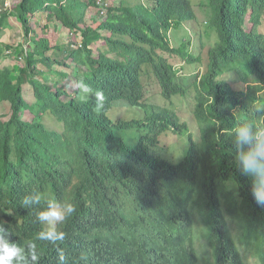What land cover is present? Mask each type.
I'll return each instance as SVG.
<instances>
[{
	"label": "trees",
	"instance_id": "obj_1",
	"mask_svg": "<svg viewBox=\"0 0 264 264\" xmlns=\"http://www.w3.org/2000/svg\"><path fill=\"white\" fill-rule=\"evenodd\" d=\"M134 2L17 0L13 10H0V30L12 15L30 43L28 49L21 46L24 66L0 67V102L10 106L8 119L0 117V223L11 231L10 239L36 243L39 264H58L56 246L36 240L37 209L21 205L25 195L38 191L77 205L58 244L69 264H249L229 215L247 251L250 243H260L253 254L264 264V207L253 199L251 179L240 174L232 147L237 126L264 129V98L256 95L264 89V0H209L208 27L216 38L207 49L205 71L192 84L195 138L172 109L140 102L143 66L164 98L188 92L164 55L199 63V55L189 51L190 39L174 47L169 37L172 28L196 20L191 2ZM95 8L98 19L91 16ZM37 12L54 25L47 22L36 31L31 19ZM58 22L77 44L67 45L66 62L47 54L62 51ZM98 41L102 50L94 52L91 45ZM38 63L49 73L54 63L72 69L75 74L54 73L74 83L84 79L102 91V113L93 110L92 100L77 102L76 89L62 100L68 92L59 80L49 85L35 79L43 75ZM227 72L247 86L227 81ZM24 77L34 90L32 104L22 95ZM117 101L141 104L150 115L113 120L108 112ZM26 109L31 120L21 117ZM48 114L60 130L43 123ZM127 129L130 139L120 133ZM168 132L186 134L184 155L176 163L161 154L160 136Z\"/></svg>",
	"mask_w": 264,
	"mask_h": 264
},
{
	"label": "rangeland",
	"instance_id": "obj_2",
	"mask_svg": "<svg viewBox=\"0 0 264 264\" xmlns=\"http://www.w3.org/2000/svg\"><path fill=\"white\" fill-rule=\"evenodd\" d=\"M129 2L130 0H126ZM5 2L7 7L5 6ZM17 0H0V10L6 8L7 10H13L14 4ZM141 0H135V4L140 3ZM194 13L196 15V20L194 22H183L179 27L172 28L169 32V37L171 40V45L177 47L180 45L181 41L185 42L187 39H190L189 51L195 55H199L200 61L195 64H185L182 59L176 56H171L169 54H165L164 56L173 64L174 68L178 72V76L185 81V84H188V92L183 95L172 96L170 99L164 98L160 93V87L157 83V80L153 76L152 72L147 68V66L142 67L140 79L142 80V100L141 103L145 105L153 104L156 106L166 107L172 109L179 118V121L184 123L187 128V133L191 134L192 137L195 138L197 136V122L193 115V108L195 105V96L196 92L193 88V81L195 75H200L206 69L207 65V49L213 44L216 36L215 32L209 26V18H210V7L209 0H190ZM91 16L96 17L97 19L101 16L98 15L97 9L91 10ZM103 16V15H102ZM47 18L45 12H37L34 17L31 19V23L33 27L37 30L43 28V25L47 23ZM50 23V26H53V22ZM57 31L60 36L58 42L62 46V51L52 50L47 52L49 56L53 59H58L60 61H69L67 58V45L71 43L72 34L69 33L66 27H63L60 22L56 23ZM77 33V32H75ZM74 33L77 38L76 41H79V32L77 35ZM103 34H108L104 31H101ZM29 42L25 40L23 28L16 21V19L10 15L4 26L0 30V67H22L24 66V58L21 55V46L25 48H29ZM76 43H71L69 46L71 49L76 47ZM91 48L94 52H97L100 49V41L94 42L91 45ZM37 68L42 71L44 76H48V79H43V75H35V79L39 81H44L51 85L56 80H59V86L65 88L66 92H68V96L64 95L61 97L62 100L68 99V97L73 96L75 91V83L72 81H68L67 79L58 76L54 71L68 72L71 74H75L74 70L68 69L65 66H60L58 63H54L52 66V73L46 72L47 67L43 65L37 64ZM15 73V75H17ZM81 71L79 72V75ZM25 78V77H24ZM223 78L227 79V81L231 83H237L241 85L243 88L247 86V83H243L240 81L233 72H227ZM249 84H253L250 82ZM22 95L27 101L28 104H32L35 101L34 90L32 85L27 81H23L22 85ZM257 96L260 98H264V89H261L256 92ZM143 101V102H142ZM263 102L257 103V106H262ZM261 104V105H260ZM263 107V106H262ZM10 114V106L8 102H0V117L2 120H7ZM150 114L147 109L143 108L141 104L130 106L122 101L115 102L111 109L108 112V116L113 120H121V121H139L148 117ZM21 117L24 120H31L32 114L28 111V109L23 110L21 113ZM42 121L48 127H51L56 130L61 129V124H59L52 115L48 114L42 117ZM121 131V130H120ZM119 131V132H120ZM131 129H127L126 132L123 133L126 139H130ZM186 134L179 133H165L160 136V145L162 147L161 154L171 162H178L182 159L185 147L187 146ZM229 226L232 228V234L235 238L236 245L239 250L242 252L241 256L245 254L246 262L249 264H260L256 256L253 254L258 252V247L260 246L259 242H252L248 245L249 251L243 247L239 240L238 233L239 231L234 230L235 221L230 219V216L227 215ZM202 225L201 221L197 222L196 229L198 230Z\"/></svg>",
	"mask_w": 264,
	"mask_h": 264
},
{
	"label": "clouds",
	"instance_id": "obj_3",
	"mask_svg": "<svg viewBox=\"0 0 264 264\" xmlns=\"http://www.w3.org/2000/svg\"><path fill=\"white\" fill-rule=\"evenodd\" d=\"M75 99L80 103L94 101L93 110L100 114L105 106V96L84 79L74 85ZM233 156L242 176L251 179V194L255 202L264 207V129H257L250 123L237 126L232 133ZM25 208H36V222L40 230L36 240L46 241L58 253V264H69L59 242L65 240L67 233L63 226L77 213V205L70 200L45 197L38 191L25 195L21 201ZM11 231L0 223V264H39L40 256L34 241L20 243L10 239Z\"/></svg>",
	"mask_w": 264,
	"mask_h": 264
},
{
	"label": "built area",
	"instance_id": "obj_4",
	"mask_svg": "<svg viewBox=\"0 0 264 264\" xmlns=\"http://www.w3.org/2000/svg\"><path fill=\"white\" fill-rule=\"evenodd\" d=\"M101 1H103V0H95V2H96L97 4H99ZM5 6L7 7L6 2H5Z\"/></svg>",
	"mask_w": 264,
	"mask_h": 264
},
{
	"label": "crops",
	"instance_id": "obj_5",
	"mask_svg": "<svg viewBox=\"0 0 264 264\" xmlns=\"http://www.w3.org/2000/svg\"><path fill=\"white\" fill-rule=\"evenodd\" d=\"M60 44V43H59Z\"/></svg>",
	"mask_w": 264,
	"mask_h": 264
}]
</instances>
